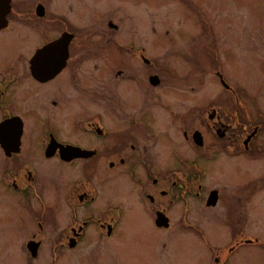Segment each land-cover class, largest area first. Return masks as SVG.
<instances>
[{"label": "flooded vegetation", "instance_id": "af4514ba", "mask_svg": "<svg viewBox=\"0 0 264 264\" xmlns=\"http://www.w3.org/2000/svg\"><path fill=\"white\" fill-rule=\"evenodd\" d=\"M50 1L10 0L0 22L1 180L25 264H264V112L244 110L228 74L239 0H190L199 35L161 37L152 23L145 46L109 34L115 14L80 37L91 1L58 0L54 17ZM172 57L214 84L178 79ZM98 81H117L120 97ZM44 251L52 259L38 261Z\"/></svg>", "mask_w": 264, "mask_h": 264}, {"label": "rangeland", "instance_id": "374dc122", "mask_svg": "<svg viewBox=\"0 0 264 264\" xmlns=\"http://www.w3.org/2000/svg\"><path fill=\"white\" fill-rule=\"evenodd\" d=\"M91 1V14L93 17L79 16V21L75 23L79 27V36L85 34L86 28H94L95 30L105 31V25L107 21L111 19L109 16L115 14L116 19L120 16L122 19L120 31H109L111 36L115 38H121L123 35L127 38L141 36V43L143 46L147 45L145 42L148 41L152 33H150L152 23L156 25L158 35L161 37L169 36L172 37H197L200 33L199 21L194 20L188 11L187 4L190 0H90ZM93 1V2H92ZM196 6L195 9H199L203 6L202 0H193ZM36 0H14L17 5L31 4L33 7ZM74 0L64 1V8L73 3ZM240 2V36H241V52L239 57L237 55H231L230 66L228 68V74L234 77L235 83L239 84L241 89V100L248 106L244 108L245 111L250 113L252 116L258 112H264V6L261 0H239ZM59 1L51 0L49 14L54 17L56 12L59 10ZM63 12V15L66 13ZM246 10V11H245ZM249 15L247 19V14ZM251 13L255 15L251 17ZM70 14H67L70 18ZM49 18V16H48ZM84 29V30H83ZM52 30V29H51ZM82 30V32H81ZM169 33H168V32ZM131 41V39H128ZM137 41V40H135ZM134 41V42H135ZM135 45V44H133ZM251 46L252 49L249 48ZM167 45L158 50L157 58L159 61L164 62L168 58ZM172 63L174 58L172 57ZM197 61V60H196ZM178 66L180 71L178 72L177 78L186 77V73L190 71V77H193V82L197 85L203 86L204 84H214L211 75H204L197 71V68L193 65L192 69H189V65L185 61L178 59ZM112 78V77H110ZM95 87L98 89H106L110 93L111 97L119 98L121 85L117 82H110L109 87L102 85L101 81L95 82ZM181 89L179 86L174 87V81L172 80V100L180 98ZM102 93V91H100ZM199 93V92H198ZM21 93H17V96ZM254 105H250L251 103ZM252 106V107H251ZM193 114H196L193 113ZM32 124H30L31 126ZM173 137V133H172ZM4 177V176H3ZM172 172V180H173ZM5 180V179H4ZM9 181V180H8ZM5 180L6 184L8 183ZM211 181V180H210ZM217 186V185H214ZM48 197V196H46ZM8 198L10 195L3 188L1 180L0 170V264H25L27 259L25 257V251H19L16 248L18 234L20 229L23 227V220L20 219L21 211L14 209L12 205L8 204ZM110 200H115L117 197L110 194ZM44 211H47V200H45ZM259 205V204H258ZM178 206L172 209V218L174 226L178 225L176 222L181 216L180 213L175 212L178 210ZM182 212V207L180 206ZM199 212L197 219L200 218V210L193 209V213ZM264 224V221H263ZM173 227V225H172ZM261 224L258 222L257 232L261 234ZM259 238H262L260 236ZM264 239V238H263ZM19 243V242H18ZM11 244V245H10ZM20 246V245H19ZM51 252H42L38 261H45V259L51 260Z\"/></svg>", "mask_w": 264, "mask_h": 264}, {"label": "water", "instance_id": "95a60500", "mask_svg": "<svg viewBox=\"0 0 264 264\" xmlns=\"http://www.w3.org/2000/svg\"><path fill=\"white\" fill-rule=\"evenodd\" d=\"M10 0H0V22L5 20V14L9 10ZM32 256H35V253H32Z\"/></svg>", "mask_w": 264, "mask_h": 264}]
</instances>
